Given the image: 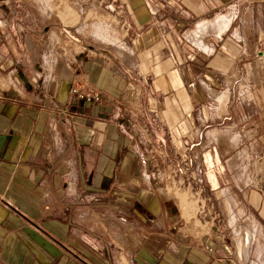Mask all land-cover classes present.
<instances>
[{"label": "crops", "instance_id": "crops-1", "mask_svg": "<svg viewBox=\"0 0 264 264\" xmlns=\"http://www.w3.org/2000/svg\"><path fill=\"white\" fill-rule=\"evenodd\" d=\"M119 1L118 43L62 37L53 54L0 1V264H264L237 254L235 222H182L164 192L206 173L208 148L227 162L264 145L249 109L264 100V0ZM72 87L100 100L71 104ZM261 217L243 222L250 252Z\"/></svg>", "mask_w": 264, "mask_h": 264}, {"label": "rangeland", "instance_id": "rangeland-1", "mask_svg": "<svg viewBox=\"0 0 264 264\" xmlns=\"http://www.w3.org/2000/svg\"><path fill=\"white\" fill-rule=\"evenodd\" d=\"M0 1L6 3L12 15L16 14L23 19L25 31L36 29L40 33L46 32L41 37L36 34L33 36L45 40L49 50H53L52 54L56 46L67 37L92 47H103L110 43L114 45L123 38V30L126 28L124 5L119 0ZM255 102L253 104L250 101L249 109L252 106L256 109L257 113L252 120L256 121L259 131L264 125V100L255 99ZM183 133V130L176 131L175 137L169 138L177 155L187 154L182 140ZM210 149L199 154L201 166L208 167L206 173L204 169L196 175L165 178L164 192L177 203V213L182 222H235L226 229L234 232L240 243L237 254L240 257L244 254L264 257V240L258 234L255 241L257 250L250 252L248 245L252 240L248 244V227L243 223L263 222L261 216H264V209L260 211V216L257 211L251 210L247 202L251 191L253 204L260 197L264 200L263 142L260 140L255 145L236 148L227 156L230 158L227 162L217 157L216 148ZM196 165L198 163L193 167Z\"/></svg>", "mask_w": 264, "mask_h": 264}, {"label": "built area", "instance_id": "built-area-1", "mask_svg": "<svg viewBox=\"0 0 264 264\" xmlns=\"http://www.w3.org/2000/svg\"><path fill=\"white\" fill-rule=\"evenodd\" d=\"M100 100L99 95L96 94H91V93H85L77 89L76 87H72L70 90V99L69 102L71 104H78L79 102L81 103H94L98 102ZM180 130V126L177 125L176 127H173L171 130H169V137L173 139L174 134L176 131L178 132ZM203 159L204 154L202 155ZM205 162V159L203 160Z\"/></svg>", "mask_w": 264, "mask_h": 264}, {"label": "bare ground", "instance_id": "bare-ground-1", "mask_svg": "<svg viewBox=\"0 0 264 264\" xmlns=\"http://www.w3.org/2000/svg\"><path fill=\"white\" fill-rule=\"evenodd\" d=\"M47 7V6H46Z\"/></svg>", "mask_w": 264, "mask_h": 264}]
</instances>
